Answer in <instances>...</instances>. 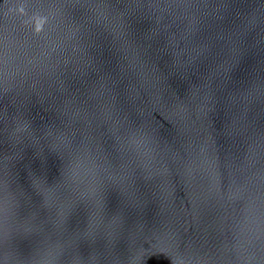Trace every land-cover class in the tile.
Segmentation results:
<instances>
[{"label":"water","instance_id":"95a60500","mask_svg":"<svg viewBox=\"0 0 264 264\" xmlns=\"http://www.w3.org/2000/svg\"><path fill=\"white\" fill-rule=\"evenodd\" d=\"M0 264H264V0H0Z\"/></svg>","mask_w":264,"mask_h":264}]
</instances>
